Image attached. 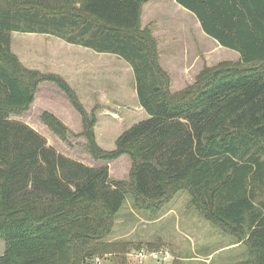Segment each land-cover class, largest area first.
Masks as SVG:
<instances>
[{"label": "trees", "instance_id": "1", "mask_svg": "<svg viewBox=\"0 0 264 264\" xmlns=\"http://www.w3.org/2000/svg\"><path fill=\"white\" fill-rule=\"evenodd\" d=\"M148 1L0 0V264H94L113 247L106 239L126 195L134 209L157 216L181 191L202 219L245 245L241 264H264V23L260 35L229 42L201 22L240 59L204 67L191 85L171 92L156 40L141 28ZM12 33L48 35L120 58L133 72L147 118L103 150L94 133L97 106L87 113L60 76L23 66L11 51ZM249 42L259 44L257 51ZM43 82L54 84L80 116L93 161L128 156L126 180L112 179L106 164L89 167L59 154L11 118L29 109ZM41 120L66 138L54 115L44 112Z\"/></svg>", "mask_w": 264, "mask_h": 264}, {"label": "rangeland", "instance_id": "2", "mask_svg": "<svg viewBox=\"0 0 264 264\" xmlns=\"http://www.w3.org/2000/svg\"><path fill=\"white\" fill-rule=\"evenodd\" d=\"M75 48L83 50L79 47H68L58 39L43 35L13 33L11 36V51L27 69L58 76L60 75L57 73L70 76L81 74V77L84 73L85 62L90 61L91 69H88V72L92 70V66L93 69L99 70L95 73L96 75H93L91 86L95 88L94 90H103L108 85H104L105 82L112 79L111 76L116 69L115 62L111 59L107 61L84 59L83 54L79 55L78 52L73 51ZM88 53L92 54L90 51ZM188 53L189 57L193 54L192 52ZM175 63L174 65H179V62ZM171 73L174 80L171 92L183 90L195 79L190 80L175 72ZM104 75L109 78H103ZM131 76L133 78V73ZM60 77L64 80L62 76ZM67 77L70 79L69 76ZM80 77L71 76L72 81L76 80L78 84L68 85L76 95H80L77 97L87 113L97 106L94 115L96 143L103 150L111 151L115 148L117 137L123 131L133 124L145 120L147 116L143 111L137 109L136 102L132 97V83L129 82L126 75L124 76L125 96L123 102H120L124 107L117 106L119 103H116V107L106 106V108L97 103L89 104L88 97L84 92L85 78ZM43 83L39 86L34 102L29 109L21 115L11 118L32 128L45 139L48 146L59 154L89 167H100L106 164L112 179L126 180L130 169L128 156L123 155L122 158L109 163L93 161L85 148L86 141L82 135L80 116L54 84ZM91 104L92 108L89 107ZM67 105L71 110L70 115L66 112ZM85 107H88L87 110ZM49 110L58 112L62 115V119L68 123L66 125L63 120L56 117L68 130L65 139L54 135L43 124L41 114L48 113ZM126 110L131 113L125 112ZM168 210L171 212L168 213ZM166 213L167 215L164 217ZM113 239L116 240L111 243L113 247H110L109 253L103 254V257L96 256L93 259L94 264H120L122 258H126L128 264H161L149 258L137 259L134 255L135 250L140 249L167 253L170 261L165 264H241L248 259L245 245L237 243L235 239L224 235L217 227L202 219L190 204L186 191L177 193L157 216H151L148 212L134 209L130 196L126 195L106 241ZM152 243L159 245L157 250L147 248V245ZM3 251L4 243L0 239V255Z\"/></svg>", "mask_w": 264, "mask_h": 264}, {"label": "crops", "instance_id": "3", "mask_svg": "<svg viewBox=\"0 0 264 264\" xmlns=\"http://www.w3.org/2000/svg\"><path fill=\"white\" fill-rule=\"evenodd\" d=\"M182 1L183 4H187L188 7L178 4L176 0H150L143 4L140 15L141 28L149 29L151 31L152 37L156 40L159 64L169 75L170 90L171 85L174 84L172 77L173 75L171 72H175L177 75L179 74L185 76L187 79L192 80L204 67H214L222 62L235 63L240 59V56L236 51L221 46L215 39L208 36L204 32L201 22L205 24L209 31L221 36L223 39L229 42L235 36L237 38H253L254 36L260 35L261 30L263 31L264 20L262 17H264V0ZM194 13L199 14L200 17ZM254 13L260 17H254ZM43 36L54 38L48 35ZM66 45L68 47H78L69 44ZM249 46L250 50L257 51L256 47H258L259 44L249 42ZM79 48L83 50L75 48L73 51L78 52L79 55L83 54L84 59L88 58L89 60L94 59L97 61H107L111 59L115 62L114 65L116 66V69L111 76L112 79H110L108 82H105L104 84L108 85L105 86L103 90L99 89V91L94 90L95 88L91 86L93 84L91 79L93 75H96L95 73L99 70L93 69L94 67L92 66V70L88 72V69H91L90 61L85 60V67L83 69L84 73L81 77V74L71 75L73 77L76 76V78H85L84 92L88 97L89 104L97 103L101 107L106 108V106L116 107V103H119L117 106L121 105L124 107V105L120 104V102H123L125 96L126 90L124 85V76L126 75L129 82L132 83L133 101L136 102L137 109L142 111L136 98L134 77L132 78L131 76L133 72L130 66L116 56L109 54H98L82 47ZM88 51H90L92 54H89ZM188 52H192L193 54L189 57ZM175 62H179V65H174L176 64ZM170 68H173L175 71ZM57 74L62 76L70 86H72V84H78L76 80L72 81V78L69 74ZM67 76H69L71 80L68 79ZM103 78L107 79L109 76L104 75ZM184 82H186V80H184ZM79 83L81 84L80 81ZM82 103L84 104V101H82ZM92 104L89 105L90 108L93 107ZM68 107L69 106L67 105L68 110H66V112H68L70 115L69 112L71 110ZM87 108L88 107H85L86 110ZM125 112L131 113L129 110H126ZM48 113L63 120L62 115H60L58 112L49 110ZM63 122L68 125L66 121L63 120ZM122 157L123 156L119 158ZM167 212L170 213L171 211L168 210ZM165 215H167V213L164 214V217ZM115 240L116 239L108 240L106 242L112 243L115 242Z\"/></svg>", "mask_w": 264, "mask_h": 264}, {"label": "built area", "instance_id": "4", "mask_svg": "<svg viewBox=\"0 0 264 264\" xmlns=\"http://www.w3.org/2000/svg\"><path fill=\"white\" fill-rule=\"evenodd\" d=\"M134 255L137 259L149 258L152 261L161 263V264H165L170 261L169 255L161 251H145V250L140 249V250H135Z\"/></svg>", "mask_w": 264, "mask_h": 264}]
</instances>
